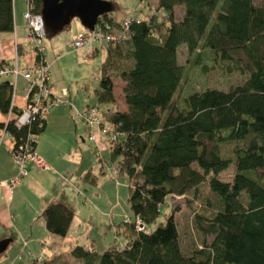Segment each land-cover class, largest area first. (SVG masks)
I'll return each instance as SVG.
<instances>
[{"label":"trees","instance_id":"trees-1","mask_svg":"<svg viewBox=\"0 0 264 264\" xmlns=\"http://www.w3.org/2000/svg\"><path fill=\"white\" fill-rule=\"evenodd\" d=\"M33 3L38 9V0ZM177 5L181 14L174 19ZM131 16L137 20L128 23L127 37L103 44L104 57L92 92L95 103L107 105L99 111L95 103L83 108L93 106L96 116L119 131L116 139L106 141L107 153L114 160V173L131 179L127 201L133 218L144 226L154 219L166 194H183L204 179L218 199L205 224L199 225L210 237L200 238L199 246L188 252L181 250L173 219L177 204H169L163 221L151 229H135L133 218L123 221L126 242L121 247L107 245L97 252L74 244L69 254L80 264H264V180L254 174L264 164V0H157L156 7L142 17ZM122 18L107 11L96 21L121 29ZM11 29V0H0V32ZM124 42L127 48L122 47ZM180 44L187 54L194 52V63L200 64V51L220 61L223 71H236L241 80L226 89L206 86L173 99L182 73L176 59ZM125 56L129 63L118 69L116 58ZM114 69L123 82L124 109L112 107ZM10 88L7 79L0 80V114L7 110ZM11 109L18 111L14 105ZM76 118L85 126L86 136L87 126ZM43 121L17 127L7 120L4 129L19 142L26 132H39ZM230 141L240 144L231 149V178L222 180L216 173L230 157L220 153L219 145ZM33 143L34 139L31 147ZM94 156L106 160L96 150ZM113 165L107 166L110 171ZM38 215L48 232L64 235L72 209L52 198ZM25 264L53 261L31 259Z\"/></svg>","mask_w":264,"mask_h":264},{"label":"rangeland","instance_id":"rangeland-1","mask_svg":"<svg viewBox=\"0 0 264 264\" xmlns=\"http://www.w3.org/2000/svg\"><path fill=\"white\" fill-rule=\"evenodd\" d=\"M109 1L113 8L108 12L115 18L126 15L142 17L149 9L156 7L157 2V0ZM12 6H14L16 19H21V12L25 8L24 0H12ZM180 8L181 7L178 5L174 6V19L180 16ZM23 25L25 29L24 35L26 26L24 23ZM77 29L84 31L86 28H84L75 17H72L66 26L55 34L44 35L41 41L44 47V57L46 58L45 61L47 63L49 82L52 85L50 80H57L58 82L55 84H59V93H56V96H58L60 102L54 104L49 110H52L57 105H64L61 107L71 109V122L77 123V127L79 128L82 127V132L79 133V131L75 129V133H72V139H70V141H72L73 146L67 144L66 137L62 135V133L66 131L65 128L59 127V137L63 136L66 142L64 145L59 146L64 150L68 148H72L73 150L71 159L68 160L66 157L61 164L63 166L69 165L73 162L75 154H81V163L83 159H85L89 160L91 164L90 175L92 176V180L86 181L82 179L83 182H80L81 178L79 179V186L82 192H77L72 188L69 182L72 181V179L63 180L61 178V180H59V195H57L56 198L61 199L68 206H71L70 203L72 199L80 203L78 209L72 212L68 224L70 227H67V231L68 233L71 231L72 235L78 239V243L80 242V244H85L92 240L95 250L100 252L107 245L115 244L121 247V245H124L123 242L126 241V236L124 233H121V231L126 228L123 221L132 220L133 218L127 201L129 191L128 184L130 185L131 179H127L123 173H112L110 169L106 167L113 165L114 160L111 161L108 159L105 135L97 133L95 141H88L85 136L86 130L84 132L85 126L83 125V128V123L76 118V109L81 108L85 101L88 103H95L92 89L97 86L98 68L105 52L103 44L99 41H93L90 44L83 45L84 47L72 48L69 45V40L74 36H71V33ZM92 45L96 47V50L87 55L85 51L87 49V52H89L88 48ZM122 47L127 48V43L125 44L124 42ZM198 53H200V64L193 62L194 52L187 54L184 44H180L177 47L176 59L177 62L181 64L182 73L179 85L173 93V99H178L182 94L190 90H200L206 86L226 89L229 85L241 80V75L236 71H223L222 67L219 66V63H221L220 61H212L207 56L201 55L200 51H198ZM116 63L119 69L127 65L129 59L127 56L118 57L116 58ZM111 71L114 75L112 77V92L114 95L112 107L122 109L123 101L121 87L123 82L116 76L117 69ZM61 87H64L65 91L61 92ZM68 103H71V105ZM106 105L107 104L99 102L95 103L98 111ZM41 130L37 132L35 136L36 147L39 143V134H41ZM235 144H240V142L234 143L230 141L219 145L220 153L230 157L228 165L216 173L222 180H229L231 178L233 172V155L231 149ZM94 150L97 151L98 155L100 153L103 154L107 160H104L107 162V165L104 164L105 162L103 160L99 161L95 158ZM62 153L65 155L66 151ZM192 166H195V163H193ZM254 174L257 175L259 179L264 180V164L261 167L255 168ZM64 197H66L65 200ZM165 200V203L162 202L159 204L158 212L154 219L144 223V226L139 223V220L133 218L135 229H151L158 222L163 221V214L168 210L169 204H177V209L173 212V219L178 231V240L181 250L188 252L189 248L199 246L200 238L209 239L210 234L203 232L199 225L205 224L208 215L218 206V199L215 194L208 189L204 179L194 186L187 188L183 194H166ZM196 219H199V222L196 221ZM50 235L52 237H44L40 240L42 246H39L40 242L37 243L39 249L37 245L34 246V254H38L34 256H38L39 260L52 259L53 264H80L79 258L69 254V249L74 244H78L77 242L70 245L63 235L54 233ZM51 240L55 241L57 245H55L57 250L54 253H52ZM17 242L20 243L21 239L15 235L14 239L8 242L3 251H0V264H10L11 261H14L12 264H21L30 260L31 257L26 258L24 251L20 252ZM17 254L21 255L20 259L16 258ZM34 259L38 260L37 258ZM39 262L41 261H37V263Z\"/></svg>","mask_w":264,"mask_h":264},{"label":"crops","instance_id":"crops-1","mask_svg":"<svg viewBox=\"0 0 264 264\" xmlns=\"http://www.w3.org/2000/svg\"><path fill=\"white\" fill-rule=\"evenodd\" d=\"M15 15L16 14L14 12V6H12V29L0 32V66L14 65L16 69L15 74L0 73V80L7 79L11 87L7 110L9 107L12 108V105H14V107L18 109L23 105L25 80L21 76V71L34 58V55L31 51L24 49L19 44L25 29L22 16L21 19H16ZM77 31L80 30L77 29L76 31L72 32L71 36H73ZM17 46H20L19 51L16 50ZM91 47L94 48V45H92ZM88 50L89 52H87V49L85 51L87 55L88 53L91 54L93 51H91L90 46ZM45 59L46 58L44 57V60ZM47 80L50 84L49 77L47 78ZM50 81L53 85L52 86L50 84L53 91L52 93L56 95V93H59V84H55L58 81ZM87 103L88 102L85 101L84 105ZM68 104L71 105V103ZM122 104V109H124L125 104L123 102ZM84 105H82L81 108H83ZM61 106L64 105L55 106L52 110H48V112L44 116L43 127L41 130V134H39V143L37 144V147L34 137L33 149L43 158L48 167L39 168L35 167L29 162H26L24 164L26 168V174L21 176L16 181V183L11 186L0 185V238L9 237V242L10 240L14 239L16 235V237L21 239L20 243L17 242L20 252L24 251L26 254V258L31 257L30 260L34 258H37L39 260L38 256H34L38 255L34 254V246H36L42 238L52 237L50 235L51 232H48L44 228L42 219L38 215V213L47 200L52 198L54 199L57 197V195H59V180H61V178L63 180L72 179V181L69 182L72 185V188H74L77 192H82V189H80L79 186V183L83 182L82 179H85L86 181L92 180V176L90 175L91 164L89 160L85 159H83L81 163V154L74 155L73 162L70 163L71 165L69 164L67 166H63L61 164V162L66 159V157L68 160H70L73 155L72 148L64 150L59 146L66 143L63 136L66 137L67 144L73 146L72 141H70V139H72V133H75V129L79 131V133L82 132V127H77V123L75 124V122H71L70 120V117L72 115L70 111L71 109ZM81 108L76 110H81ZM5 113L0 114L1 119H4ZM59 127L65 128L66 130L64 133H62L63 136L60 137ZM11 142V136L7 134L4 135L0 141V179L13 174L16 170V165L13 163V160L9 154V147L11 145ZM59 151H66V154L63 155V153ZM80 178L81 180L79 182ZM65 199L66 197H64V200ZM75 202L76 201L72 199L70 203L72 212L76 211L80 206V203ZM67 227L70 226L68 225ZM121 233H124L123 229ZM63 237H65L70 245H73L74 242L78 243V239L74 235H72L71 231L70 233H68L67 229ZM8 242L6 243V245L8 244ZM50 242L53 249L52 253H54L57 250V248H55L56 242L52 240ZM125 242L126 241H124L123 243ZM78 244H80V242ZM81 245L94 248L92 240L85 244L81 243ZM39 246H42V242L39 243ZM19 255L20 254H17L16 258L20 259L21 255ZM13 262L14 261H11L10 264H12ZM28 262L25 261L21 264H25Z\"/></svg>","mask_w":264,"mask_h":264},{"label":"built area","instance_id":"built-area-1","mask_svg":"<svg viewBox=\"0 0 264 264\" xmlns=\"http://www.w3.org/2000/svg\"><path fill=\"white\" fill-rule=\"evenodd\" d=\"M25 8L21 12L23 22L26 26V32L23 35L20 46L33 53L34 58L21 71V76L25 80L23 98V105L14 112L10 107L5 113L3 125L0 127V141L4 135L11 136V145L9 147V154L16 165V170L13 174L0 179V185L11 186L23 175L26 174L25 163L44 168L47 167L43 158L31 147L30 143L35 137V133L26 132L24 139L19 142L14 141L13 135L4 129L5 122L10 120L13 125L20 126L32 122L39 123L40 118H44L48 110L56 103L60 102L58 96L53 94L52 87L48 83V69L44 60V47L41 44L42 38L45 35L42 19L38 9H34L33 0H24ZM137 20V17L131 15L123 16L120 20L122 27L116 29L111 23L105 21H95L91 29L86 28L84 31H77L69 40V45L72 48L90 44L93 41H99L101 44H114L122 42L126 37V28L131 20ZM115 24V23H114ZM85 28V27H84ZM92 51L93 47L90 46ZM0 73L15 74L16 69L12 66H0ZM65 88H61V92ZM64 101V100H62ZM95 108L93 106H86L82 110L77 111L76 115L87 126V139L95 141V131L105 134L106 141H113L116 139L119 131L115 126L109 122L102 121L95 115ZM96 125V130L92 127ZM116 171L115 166L111 167V172ZM138 224V222H137Z\"/></svg>","mask_w":264,"mask_h":264},{"label":"water","instance_id":"water-1","mask_svg":"<svg viewBox=\"0 0 264 264\" xmlns=\"http://www.w3.org/2000/svg\"><path fill=\"white\" fill-rule=\"evenodd\" d=\"M38 2V12L46 35L58 32L72 17H75L83 27L91 29L98 15L113 8L109 0H38ZM8 240L9 237L0 238V251Z\"/></svg>","mask_w":264,"mask_h":264},{"label":"bare ground","instance_id":"bare-ground-1","mask_svg":"<svg viewBox=\"0 0 264 264\" xmlns=\"http://www.w3.org/2000/svg\"><path fill=\"white\" fill-rule=\"evenodd\" d=\"M116 21V20H115ZM117 23V22H116ZM103 113V112H102ZM104 118V117H103ZM106 143V142H105ZM102 158H103V156H102ZM100 161V160H99ZM103 161H104V159H103ZM105 162V161H104ZM105 164V163H104ZM107 167V166H106ZM118 171V170H117ZM4 187V186H3Z\"/></svg>","mask_w":264,"mask_h":264}]
</instances>
